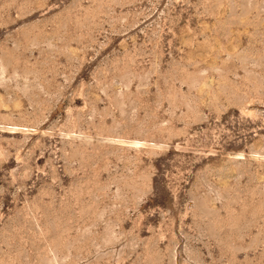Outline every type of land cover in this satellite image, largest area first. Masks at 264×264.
I'll list each match as a JSON object with an SVG mask.
<instances>
[{"label": "rangeland", "instance_id": "374dc122", "mask_svg": "<svg viewBox=\"0 0 264 264\" xmlns=\"http://www.w3.org/2000/svg\"><path fill=\"white\" fill-rule=\"evenodd\" d=\"M0 264H264V0H0Z\"/></svg>", "mask_w": 264, "mask_h": 264}]
</instances>
